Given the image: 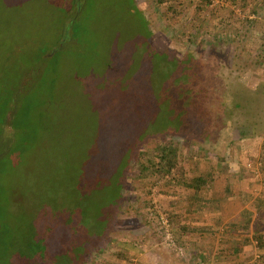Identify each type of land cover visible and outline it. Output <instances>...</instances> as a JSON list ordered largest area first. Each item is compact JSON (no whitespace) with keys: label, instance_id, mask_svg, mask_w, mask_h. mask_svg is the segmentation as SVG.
<instances>
[{"label":"rangeland","instance_id":"374dc122","mask_svg":"<svg viewBox=\"0 0 264 264\" xmlns=\"http://www.w3.org/2000/svg\"><path fill=\"white\" fill-rule=\"evenodd\" d=\"M56 1L0 0V226L9 229L0 264L30 251L31 226L50 207V192H71L84 173L103 205L110 196L98 188L126 160L122 203L83 264H215L212 253L187 244L197 234L190 227L204 224L219 264H230L232 253H219L225 237L217 241L226 231L214 218L236 202L252 209L250 245L262 250L264 0H87L90 34L79 46L60 41ZM54 45L57 61L38 58ZM164 50L193 57L183 84L175 73L162 80L164 68L180 64L167 58L159 69L153 52ZM175 107L200 112L193 128L166 118ZM164 145L177 154L171 173L158 177L151 171ZM202 175L207 183L191 187ZM239 264H264L263 255Z\"/></svg>","mask_w":264,"mask_h":264},{"label":"trees","instance_id":"16d2710c","mask_svg":"<svg viewBox=\"0 0 264 264\" xmlns=\"http://www.w3.org/2000/svg\"><path fill=\"white\" fill-rule=\"evenodd\" d=\"M86 1L87 0L56 1V3H58L57 6L59 7L55 9V15H58L56 16L57 24L61 27V33L59 36L61 42H71L73 40L76 41V44L79 46L84 43V37L89 36L90 30L87 29V24L85 23L86 18L82 12ZM167 1L168 0H158V3L161 4ZM136 15H139L138 18H136L140 22L143 30H145L147 35L150 37L151 32L147 20L140 14L139 11ZM151 49V52L154 51L152 47ZM58 52L59 50H57L55 45L51 48H42V53H40L38 58H44L47 59V62H52L53 60L55 61L58 59ZM153 53L158 58L152 55L154 59H156L155 61L152 60V62H155L159 69L167 58L171 63H180L174 68L169 66V68H164L165 73L161 75L162 80H169L173 76L171 73H175L173 82L175 81L177 85V82L182 81L183 84V80L185 78L187 79V77H191L190 71L194 67L192 62L193 57H189V59L187 58V60L183 59L181 61L173 58L167 50ZM181 89H175L177 96L181 95ZM185 90H188V88H184V91ZM175 91L172 93V98L175 97ZM198 92H200V90ZM171 114L172 117L169 115L166 118H169V120L171 119L172 123H175L178 127L186 126V129H190L189 126L192 128L194 127L193 122L198 120L200 112L195 111L192 108H186L184 109V112H182V110L175 107L173 113ZM174 117H178V120ZM176 154L177 150L173 149L170 145L159 147L157 156L155 157L158 161L157 166L151 172H154L158 177H165L166 174L171 173L172 167L175 164L174 159ZM127 158L128 156H126V159ZM128 164L129 161L126 160L125 162L120 163L118 167H114L112 169L113 174L111 173L112 175L107 182L108 184L103 189L98 188L100 190V195L105 194L107 197L110 196L107 201L103 203V205H101V202H98L100 200L96 201L94 198V193L97 191V188H93V191L91 190L89 192L90 186H87L86 184L88 181L86 183L84 181V173H80L78 175V180L76 182V185H78L77 187L75 185V189L71 192L63 190V187L62 190H57L58 192H50L51 197L48 200V205H50V207L47 212H45L43 217L40 216L39 222L31 226L33 234L29 237V241L25 244L28 249L30 248V251L25 252V254L17 252L18 254L16 257H13V261L7 262V264L85 263L87 254L93 252L100 246V242L102 241L101 236L106 229L105 222L107 217H110L111 213L116 210L115 208L120 206L122 203L121 193L126 180L125 171L129 166ZM206 179L207 178L203 175L199 176L194 179L193 185L190 184V186L195 189L199 188L207 183ZM95 183L96 182H92L91 184ZM54 193L56 194L54 195ZM88 201L90 202L88 203ZM90 203L92 204V207L89 205ZM106 204H108L107 209L106 207H103ZM57 206L60 207V212L58 213L54 212L59 210V207ZM58 219H60V223L57 222ZM188 228V226H183L184 230H188ZM7 229V227L2 228V226H0V240L4 232H9V229ZM58 229L60 230V233H57ZM258 237L259 240H261L259 242L262 246L264 234L261 233ZM4 254L9 253L4 252Z\"/></svg>","mask_w":264,"mask_h":264},{"label":"crops","instance_id":"0c3cea01","mask_svg":"<svg viewBox=\"0 0 264 264\" xmlns=\"http://www.w3.org/2000/svg\"><path fill=\"white\" fill-rule=\"evenodd\" d=\"M217 206H219V204ZM217 210H219V213L215 214L217 218H214V221L217 223V227H219L220 224L221 227H224L221 229L220 233H225L226 231L224 235L221 234L218 236L217 241H220L223 237H225L222 240V244L224 245L223 247H227L226 250L219 251V253H232V256L229 257L231 258L233 264H239L246 257H250L252 253L255 252L261 253L264 259V243L262 242V250L253 249V246L250 245L251 243L255 242L252 236L254 229V220L251 219L252 209L248 208L247 205L243 206L242 204L236 202L230 205L224 204L217 208ZM259 212L260 213L257 216V222L260 223L259 225L261 227H263L260 233L264 234V209L260 210ZM223 215L225 217H223ZM206 225L207 224H204L199 227L194 225L191 226L190 229H193L194 232H197V234L187 237V244L190 246V251L193 253L197 254L198 252L202 256L206 255L205 257H209V255L212 253L211 259H213V263L219 264L220 259L219 257L216 258L215 256L219 247L216 242L214 243V239H211L208 235H206L208 232L213 233V229ZM262 241H264V238ZM221 257H226V255Z\"/></svg>","mask_w":264,"mask_h":264},{"label":"built area","instance_id":"2783aa9c","mask_svg":"<svg viewBox=\"0 0 264 264\" xmlns=\"http://www.w3.org/2000/svg\"><path fill=\"white\" fill-rule=\"evenodd\" d=\"M216 1V0H215ZM214 2V1H213ZM174 244H175V242H174Z\"/></svg>","mask_w":264,"mask_h":264}]
</instances>
